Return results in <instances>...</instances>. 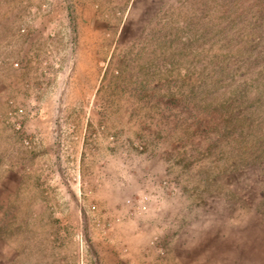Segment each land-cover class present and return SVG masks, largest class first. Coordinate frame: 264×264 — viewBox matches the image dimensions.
<instances>
[{
    "label": "rangeland",
    "instance_id": "obj_1",
    "mask_svg": "<svg viewBox=\"0 0 264 264\" xmlns=\"http://www.w3.org/2000/svg\"><path fill=\"white\" fill-rule=\"evenodd\" d=\"M215 1L0 0V264H264V54L215 83Z\"/></svg>",
    "mask_w": 264,
    "mask_h": 264
},
{
    "label": "trees",
    "instance_id": "obj_2",
    "mask_svg": "<svg viewBox=\"0 0 264 264\" xmlns=\"http://www.w3.org/2000/svg\"><path fill=\"white\" fill-rule=\"evenodd\" d=\"M217 7V19L218 23L216 30L218 33H222L223 30L228 27L234 26L237 23L242 25L238 26V31L234 30L235 39H225L219 41V39H212L210 44L207 41L211 39H201L199 42L201 48L205 46L207 49L212 48L210 45L214 44L216 47L215 56H209L208 60L212 74H215V83L221 84L222 78L228 75L229 71H237L240 68L247 67L250 62H256L264 54V0H231L227 4L224 0H217L214 2ZM245 15V19L243 18ZM244 20V21H243ZM226 21V22H225ZM247 22V25L245 23ZM176 41V42H175ZM170 40V59L168 62L170 67L169 71L172 72L176 69L175 63L180 64L185 62V68L191 67L193 59L186 57L174 58L178 53L180 46L178 40ZM192 44L189 40H186L184 44ZM253 62V63H254ZM209 72V71H207Z\"/></svg>",
    "mask_w": 264,
    "mask_h": 264
}]
</instances>
